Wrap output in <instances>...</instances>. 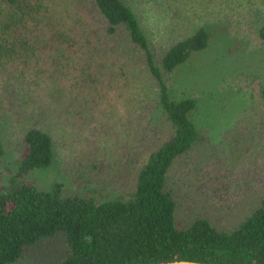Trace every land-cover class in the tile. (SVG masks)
Instances as JSON below:
<instances>
[{"label":"trees","instance_id":"16d2710c","mask_svg":"<svg viewBox=\"0 0 264 264\" xmlns=\"http://www.w3.org/2000/svg\"><path fill=\"white\" fill-rule=\"evenodd\" d=\"M91 1L106 23V33L123 34L125 43L140 54L146 77L156 87V103L144 105L142 111L146 113L141 118L158 113L165 126L163 134L148 144L146 134L142 138L147 140L142 139L140 147L130 140L133 135L117 142L113 155L126 154L139 164L134 186L126 195L102 200L85 196L82 189L93 179L83 169L75 174L76 189L62 181L39 189L21 180L29 170L53 165V137L40 127L49 118L46 112L50 104L61 102L67 89L83 90L92 102L87 98L86 105L77 109L81 115L93 112L99 76L85 60L81 66V54L87 52L92 62L96 49L82 18L75 15L69 19L58 11L54 0H0V76L6 81L1 84L10 99L16 97L30 123L23 136L24 155L0 191V264H15L27 248L58 233L64 235L66 255L50 264H156L176 260L264 264V200L233 225L214 223L203 216L178 225L179 199L167 188L175 162L210 143L195 119L198 100L176 97L168 81L195 53L210 47L217 34L201 27L174 43L157 62L131 7L123 0ZM259 37L264 40V24ZM44 60L47 66L42 64ZM125 67L122 75L127 74ZM257 95L264 102V81ZM44 96L50 100L45 101ZM26 107L36 111L35 115ZM5 154L0 140V159Z\"/></svg>","mask_w":264,"mask_h":264},{"label":"rangeland","instance_id":"374dc122","mask_svg":"<svg viewBox=\"0 0 264 264\" xmlns=\"http://www.w3.org/2000/svg\"><path fill=\"white\" fill-rule=\"evenodd\" d=\"M123 1L139 18L157 62L174 43L201 27H209L218 36L168 81L176 97L198 100L195 119L210 143L175 162L167 188L179 199L178 225L199 216L233 225L264 200V102L257 95L264 81V40L259 37L264 0ZM54 4L69 19L77 15L87 25L96 55L89 62L83 51L81 66L84 60L92 66L99 76V91L93 112L83 115L77 108L91 98L83 90L67 89L61 102L48 103L49 118L40 127L53 137V165L29 170L21 180L39 189H49L57 181L76 189L75 174L83 169L93 179L82 189L85 196L102 200L126 195L134 186L139 164L126 154L113 153L126 136L133 135L130 140L139 147L146 134L147 144L162 136L164 123L158 113L141 118L146 113L143 106L156 103V87L146 77L140 54L125 43L124 35L106 33V23L91 0H54ZM125 65L128 71L122 75ZM4 81L0 76V140L6 150L0 159V191L24 155L23 136L30 126L16 97L6 95ZM27 109L35 115L36 111ZM66 250L64 235L58 233L27 248L15 264L54 263L65 257Z\"/></svg>","mask_w":264,"mask_h":264},{"label":"water","instance_id":"95a60500","mask_svg":"<svg viewBox=\"0 0 264 264\" xmlns=\"http://www.w3.org/2000/svg\"><path fill=\"white\" fill-rule=\"evenodd\" d=\"M156 264H216V263H204V262H197V261H190V260H176L170 262H161Z\"/></svg>","mask_w":264,"mask_h":264}]
</instances>
